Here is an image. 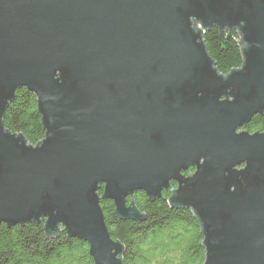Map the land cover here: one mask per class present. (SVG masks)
Listing matches in <instances>:
<instances>
[{
	"label": "water",
	"instance_id": "95a60500",
	"mask_svg": "<svg viewBox=\"0 0 264 264\" xmlns=\"http://www.w3.org/2000/svg\"><path fill=\"white\" fill-rule=\"evenodd\" d=\"M210 28L238 33L240 68L217 73ZM22 88L35 145L3 128ZM262 113L264 0H0V225L43 223L94 264H123L100 201L142 222L127 198L169 191L198 222L203 264H264V132L243 131Z\"/></svg>",
	"mask_w": 264,
	"mask_h": 264
},
{
	"label": "trees",
	"instance_id": "16d2710c",
	"mask_svg": "<svg viewBox=\"0 0 264 264\" xmlns=\"http://www.w3.org/2000/svg\"><path fill=\"white\" fill-rule=\"evenodd\" d=\"M202 39L218 74L226 75L230 70L241 67L237 32L221 36L216 28H210ZM3 128L13 134H22L30 145L44 138L33 93L25 88L15 91L13 101L5 111ZM243 131L250 134L264 132V113L253 116ZM192 171L189 169L187 174ZM102 189L100 186L99 196ZM169 196L168 192H162L159 199L150 202L143 193L137 192L132 198H127L128 204L133 199L137 210L145 216L142 222L120 220L111 201H100L111 239L124 247L123 264L204 263L205 250L198 222L189 210L170 208L167 203ZM0 264L94 263L85 242L67 238L63 233L48 239L44 236L43 223L32 222L23 227L0 225Z\"/></svg>",
	"mask_w": 264,
	"mask_h": 264
},
{
	"label": "flooded vegetation",
	"instance_id": "af4514ba",
	"mask_svg": "<svg viewBox=\"0 0 264 264\" xmlns=\"http://www.w3.org/2000/svg\"><path fill=\"white\" fill-rule=\"evenodd\" d=\"M189 169H193V168H189ZM188 172V171H187ZM194 172V169H193V171L191 172V173H193ZM191 173H189V174H191ZM189 174H185V176H188ZM170 186H173L172 184H175L173 181H170ZM176 185V184H175ZM174 188V187H173ZM162 192H168L169 193V191H162ZM161 195H162V193H161Z\"/></svg>",
	"mask_w": 264,
	"mask_h": 264
}]
</instances>
